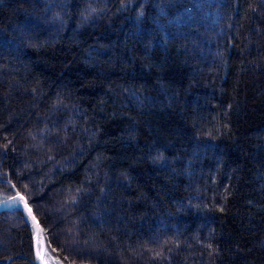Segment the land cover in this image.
Returning a JSON list of instances; mask_svg holds the SVG:
<instances>
[{
  "label": "trees",
  "instance_id": "16d2710c",
  "mask_svg": "<svg viewBox=\"0 0 264 264\" xmlns=\"http://www.w3.org/2000/svg\"><path fill=\"white\" fill-rule=\"evenodd\" d=\"M58 264H264V0H0V201ZM21 205L0 264H34Z\"/></svg>",
  "mask_w": 264,
  "mask_h": 264
},
{
  "label": "water",
  "instance_id": "95a60500",
  "mask_svg": "<svg viewBox=\"0 0 264 264\" xmlns=\"http://www.w3.org/2000/svg\"><path fill=\"white\" fill-rule=\"evenodd\" d=\"M18 194L16 193L6 199H4L2 202L4 203H0V210H4L7 209L13 205L19 204L21 205V207L23 208V210L25 211L28 219L30 220L33 228H34V235H33V258H34V264H44L43 262V255L45 252V243H44V237L43 234L41 233L40 230V225L38 220L36 219V217L33 214V211L31 209V207L28 205V208L31 209V215L28 214V210L25 208L24 206V201L19 200L18 198ZM19 196H22L21 194H19ZM11 197H17V200L15 202L11 201L9 198ZM24 200L26 201V199L24 198ZM27 202V201H26ZM33 217L35 219H33ZM38 243H40V252L38 250Z\"/></svg>",
  "mask_w": 264,
  "mask_h": 264
},
{
  "label": "snow or ice",
  "instance_id": "6c2138e0",
  "mask_svg": "<svg viewBox=\"0 0 264 264\" xmlns=\"http://www.w3.org/2000/svg\"><path fill=\"white\" fill-rule=\"evenodd\" d=\"M18 198H19V200L24 201V206H25V208L28 210V214L31 215V209L28 208V206H27V202L24 200V197H23V196H19V194H18ZM9 199H10L11 201L15 202V201L17 200V197H11V198H9ZM0 203H4V202L0 201ZM33 219H35V218L33 217Z\"/></svg>",
  "mask_w": 264,
  "mask_h": 264
},
{
  "label": "rangeland",
  "instance_id": "374dc122",
  "mask_svg": "<svg viewBox=\"0 0 264 264\" xmlns=\"http://www.w3.org/2000/svg\"><path fill=\"white\" fill-rule=\"evenodd\" d=\"M38 250L40 252V243H38ZM45 260V262L47 264H58L53 258H50L49 256H47L44 252V255H43V261Z\"/></svg>",
  "mask_w": 264,
  "mask_h": 264
},
{
  "label": "bare ground",
  "instance_id": "6f19581e",
  "mask_svg": "<svg viewBox=\"0 0 264 264\" xmlns=\"http://www.w3.org/2000/svg\"><path fill=\"white\" fill-rule=\"evenodd\" d=\"M43 262H44V264H47V263L45 262V260H44Z\"/></svg>",
  "mask_w": 264,
  "mask_h": 264
}]
</instances>
